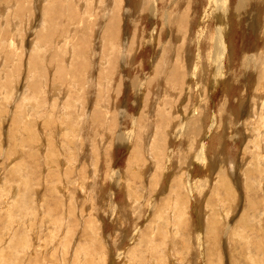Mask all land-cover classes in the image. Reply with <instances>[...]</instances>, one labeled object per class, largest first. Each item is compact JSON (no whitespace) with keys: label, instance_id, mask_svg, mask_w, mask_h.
I'll list each match as a JSON object with an SVG mask.
<instances>
[{"label":"rangeland","instance_id":"obj_1","mask_svg":"<svg viewBox=\"0 0 264 264\" xmlns=\"http://www.w3.org/2000/svg\"><path fill=\"white\" fill-rule=\"evenodd\" d=\"M77 1L80 2L81 0ZM136 1L138 4L136 3ZM142 1L143 0L123 1V7L121 10L122 12L124 10L125 13H121V15L123 19H125H122L123 29L120 34V37H122L121 39L123 40L117 38L116 44L118 46L120 45L121 49L124 50V55L121 54L119 64L117 65V70L119 72H114L115 75L109 81L108 84V87L110 88L106 89V91H104L105 89L102 90V86L99 87L97 82L93 83L94 87H92V91L90 92L88 91V85L86 88L87 92H84V90H82L80 87H74L73 84L64 82L63 80H61V78L58 77H53L55 78L53 82L51 79L52 72L48 70V76L45 73L47 79L49 81L51 80L54 84L59 83L63 85V87H66V92L62 91L59 95H55L57 96L56 98L58 99V101L61 102H58L54 108L49 107V103L54 99V97L51 95V93H46L45 96H43L44 100L42 98L44 102L42 100L41 102L38 101L40 110L36 111V114L32 112H27L24 109L22 113L25 114L26 112V114L25 116L23 115V117H25L27 120L29 119L31 121H29L31 124L33 122L31 128L30 126L29 128H25V126L27 125L24 126L23 124L24 121L26 122V124L28 123L26 119L22 117L23 123L19 125L15 122L14 118V114L17 113V111L18 113H20L21 109H23L22 105L24 100L19 95H17V93H15L17 90H12V88L10 89L14 93H12L11 96L5 97V94L2 95V83L4 81H0V108H3V110H1L4 112L3 113L2 111H0V118L3 119H0V217L2 219L0 221L2 223L5 220L2 223H5L4 227L0 223V225H2V228H0V240L5 238V242L3 241L0 243V246L2 245L0 248V255L4 252V250H6L5 253H3L4 259L0 262V264H20V262H22L21 264H211V262L212 264H264V225L261 221L262 217H264V171L256 172V174L251 173L252 170H256L258 168V161L253 160L251 154L244 156L243 142H240V139L236 138L240 130L238 128L243 127L245 116L249 115V118H251V107L254 101L252 100L254 96V91H257L259 87V83H257L259 80H256L258 79V77L256 78V75L253 74V71L249 69V63L248 65L246 63H243L244 60L242 59L245 54L253 55L256 52L264 49V34L262 33V30H264V1L253 0L252 2V0H249V5L247 4L245 6V15H241L239 17L233 10L235 8L237 0H231L232 4L234 3V1L235 3L232 7H230V9L232 8L231 11L233 12L231 13L230 24L228 25V28L230 26L231 33L229 36V43L230 47H232L233 49L231 51L232 57H229L230 61L227 64V70L225 69L226 75L224 74L225 76H227L226 80L232 79L231 84L228 85L231 87V90H229L228 86L221 85L216 90H213V93L212 95H210V97L208 96L210 94L209 90L207 95L205 93L202 95L197 91L196 94L193 92L194 95L191 96V99H187V97L190 95L187 92L180 95V89L171 88L174 83L169 81L168 76L164 77L166 79H164L162 85H157V81L159 79L157 78V80L155 77V68L158 64L157 62L161 59L159 57V54L162 57L165 52L166 57L168 56V58H172L171 60H168V62L170 63L171 61H173V59H177L178 48L180 49L182 46V52H185L186 50L185 56H189V59L185 60V62L187 64H196L198 62L196 57L197 53L199 52V42L197 38L198 31L200 28L199 23L201 21L203 12L207 7L206 4L208 2L207 0H179L178 5H176V0H165L164 2H160L161 5L159 6V8L162 9L167 6L164 8V10L166 11L169 9L171 12H173L174 17L178 14H182L184 11L185 14L188 13L191 16H189L190 21L187 26H183L182 30L177 29L172 34L168 33L170 32L168 30L169 25L163 24L162 19L158 20L157 23H154V20H149L150 17L142 15L140 16V18L138 16V10ZM175 5L178 7L175 8L177 9V13L174 10ZM250 5L252 6L250 7ZM133 8H135V10ZM5 13L6 12H3V15ZM133 13L135 14V16ZM37 15L38 13L32 16L33 21L29 26L31 30L28 26L25 25L20 26V30L19 27H16V29L18 30L15 31L16 34L12 33L15 29L13 28L11 31L12 34L9 33L8 36H5L3 39L0 40V42H2L0 43V53L5 51L6 54L10 53V56L11 53L19 54L17 51L19 50V47H22L20 45L21 43H19L20 37L25 35L23 46H27L31 38H34V41L35 38L38 37L36 35V31L38 30H35V28L39 29L40 27H37ZM247 15H249L250 18H247ZM16 18L22 20L23 17L21 18L16 15ZM216 21V18L211 15L206 24L208 26L205 31L206 39L202 47L203 54H205V57L203 58L204 63L208 61V55H210L213 51L212 46L211 48H209V45H212V41L210 42L209 38L214 35L213 32H216ZM239 21L241 22V24L239 23ZM250 23H252V26H250ZM155 24L158 30L157 35L155 37L156 43H153L149 41V38L153 31L152 28H154L153 26H155ZM136 25H139V32H137L136 30ZM24 27L27 28L25 29ZM141 27L143 28L141 29ZM63 29L64 28L62 27V30ZM22 31L24 35H22ZM64 31L65 30L61 31V33H63ZM134 31L137 33V35L136 33H133ZM32 33L35 34L33 35ZM61 33H58L60 38L64 37ZM17 34L18 37H16ZM134 34L136 35L135 40H137V44H134L135 50L133 48L132 51H129V49L126 50L124 47H127L129 44L126 39L127 37L128 40L131 39ZM159 36H161V41L157 42V37ZM12 37L15 38V43L18 47V50L12 49V51L14 50V52H9V50H11L9 49V45L11 48H14L10 44ZM174 37H176V40H174L175 42L173 41ZM92 38L93 36L91 37V39ZM93 39H95V36ZM93 39L91 40V42L93 41ZM118 39L121 40V43ZM181 39H185L186 41H180ZM5 40L7 41L5 42ZM162 41L164 44L167 45H164ZM97 43L95 42L94 44L98 46ZM138 44L140 45V47ZM195 44L197 47L195 46ZM30 47H32V43L30 44ZM23 48L25 49V47ZM98 50H101V48H97V53L95 54L96 56H90L92 58L94 57L93 60L95 62H92L93 65H95L96 67L92 72L93 80H95L97 76H99L98 73L100 71L98 70V68H103V66L99 67V65H101L103 62V59L101 58L103 56V53L101 54L102 50ZM129 53L130 58H128ZM126 54L127 56H125ZM157 56L158 58H156ZM11 57H13V55ZM125 57L127 60L125 59ZM211 60L212 58L209 61ZM17 62L18 61L14 60L12 63H9V66L6 65L4 68L0 67V70H2L1 72H3V69H5V71L8 73V77L11 79V84H14L15 87L22 90V84L23 82H25L24 80L26 79L27 75L23 74L22 71L24 70V68L23 70H21L20 67L17 66ZM124 62L126 63V66L124 65ZM212 63L211 65H209V71L214 72L212 70L215 69V66L214 64L212 65ZM2 65H4V60L0 61V66ZM13 65H15L16 67L13 68ZM128 65L130 66V68H128ZM242 65H247V67H242ZM123 66L127 68L124 69L125 67ZM6 68L8 71L6 70ZM17 68L20 70V73L18 72ZM154 78L157 81L154 80ZM208 81L211 80L208 79L207 84ZM110 82H112V85L110 84ZM194 83L192 85H194ZM199 83H201V81L195 83L196 87L195 85L193 86L194 91L197 90V86H199ZM210 83L208 84V86L210 85ZM255 83H257V86ZM69 85H71L72 89H70ZM160 86H162L163 88ZM245 86H248V88ZM96 88H101L100 90L103 91L101 93L102 95H105L106 98L105 96H103L104 99L101 97L100 99L98 97L99 92L98 90H96ZM167 89H169V91H167ZM243 89L245 91L247 90L249 94L243 95ZM118 90L120 91L117 92ZM176 91H178V93H176ZM81 92H84V95H82ZM107 93L109 95V98ZM147 93L149 94L147 95ZM78 95H80V97ZM146 96L147 98H145ZM176 97H178V100L180 99V103L176 99ZM66 99L69 100L71 106V108H66L67 110L63 106V103H65ZM78 99L81 101H79ZM167 99L172 100V105L167 104L168 102L170 103V101ZM14 100L16 103L18 102V106H16ZM46 100L48 101V103ZM166 100L168 102H166ZM96 101L99 103H96ZM107 101L110 106L109 108H106V106H104ZM9 102L11 103L8 104ZM203 102L205 104L206 102H208V107H206L208 108L207 116H209V119L211 121L208 119L207 123L210 124V122H212L213 116L218 117V119L221 120L218 121L222 123L218 128V131L221 133L222 137L221 141H215V146L219 145V149L217 146V148H214V146L211 147L210 145V148L206 152L207 154H205L208 160V166L204 168L203 163L197 160L199 158V148L197 147H199L200 145L197 146V142L191 140L192 137L189 135L190 133H193V131H191L190 128H187L186 134H181L183 132H181L180 129L184 126L181 128L179 127L181 121H186L188 123V121L192 118V115H194V109L200 108L199 105H201V103ZM4 104H6L7 107ZM2 105L4 106L2 107ZM76 105H78L80 108H76ZM9 106H11V109ZM15 106L17 107V110ZM161 106H164L165 108ZM171 106L173 110L171 109ZM86 108L88 110H86ZM93 109H97L98 111ZM159 110L163 111L165 115L169 116V121H171V123L168 120H166L165 123L161 122V116H158L160 115ZM5 111L7 112L5 113ZM91 112L93 113V115ZM40 113H42V116L37 118V116H40ZM99 113H101L100 116ZM67 116H70L71 118H68ZM73 116L77 117L78 119L74 118ZM89 116L90 118L92 117V119H90ZM168 116L166 117L168 118ZM177 116L182 119L179 120V117ZM45 117H47V119ZM49 119H52L51 123L48 122ZM88 119L91 121H89ZM68 120L69 122H71L72 125L67 123ZM71 120H74L75 123ZM42 121L43 123L45 121V123L43 124ZM160 123L162 124L160 125ZM199 123L200 122H196V125ZM67 124L69 125V128L67 127ZM223 126L225 127L221 128ZM11 127L13 128L10 130ZM202 128L203 127H201V129ZM24 129L27 130L24 131ZM33 129H35V131ZM58 130L60 133H58ZM163 130L164 132H161ZM30 131L31 134L28 133ZM176 132H179L181 135H179V133L177 134ZM200 133L202 134L199 135V138L201 139L203 133ZM37 135L38 137H36ZM54 135L58 138H54ZM222 135L225 136L223 137ZM227 135L229 137H227ZM10 137L12 138L10 139ZM38 140L40 142H38ZM152 140L154 143L156 141L157 144L160 143V146H162V150L165 151L161 154L162 157L158 153L161 149L156 150L155 146L157 144L155 143L154 145ZM218 140L220 139L218 138ZM42 141H44L45 143H42ZM47 142H49V144ZM50 142H53L54 144H50ZM207 142L210 143L209 138L207 139ZM259 142H261V144H264V141L259 140ZM19 143L20 145H18ZM47 146H50L52 148H48ZM39 147H42L41 150L44 148V150L41 151L40 149H38ZM36 152H38V154ZM48 152L49 157H47L48 155H46L45 157L44 155ZM51 152H53L54 154ZM151 152L153 153V155ZM167 153V156L163 155ZM136 154L138 155V157H136ZM225 158H228V160ZM234 158L238 163L235 162V172L233 175L230 174L231 172H228V169H230V161H233ZM162 160H164V162ZM251 160L255 162H252ZM61 163L65 164L62 165ZM150 163H154L153 165L156 166L154 167L152 166V164L150 165ZM235 167H237V169ZM65 169H67V173ZM17 171L21 173H18ZM63 171L65 174L63 173ZM237 172L240 176L237 174ZM247 174H249V176ZM10 177L11 179H9ZM188 177H192V183L194 184V186H192L194 187L193 190H190L189 186L187 187V184L189 182L187 181L189 179ZM17 178L19 180H16ZM2 181L5 182V186L3 185ZM10 183L12 184V186ZM12 187L13 191L15 192V195L11 189ZM247 187L248 191H246ZM170 189L171 192L169 191ZM17 190L18 193L20 192L19 195L17 193ZM26 194L29 195L27 196ZM9 196L13 198H10ZM22 196L29 199L27 200L25 198L23 201ZM245 198L247 200H245ZM51 200L53 202L48 205ZM58 200L61 203L58 202ZM173 200H175L174 203ZM13 201L14 203H17L14 204ZM20 201L21 204L19 203ZM29 201L33 203V207H31ZM27 202H29V206ZM41 204H43V206ZM180 204H183V206H180ZM36 206L38 209L36 208ZM35 209L40 210V212ZM52 209L55 213H52ZM4 210L8 213L6 214ZM49 210L51 211V213ZM56 211H58V214H56ZM47 212L49 213V215ZM45 214L46 216H44ZM23 217H26L25 222L23 220ZM15 218L16 220H14ZM34 220L35 224H33ZM43 222L45 226L44 224H42ZM157 223L160 225L161 228H159V225ZM207 223L210 225L208 226ZM5 225L7 227H5ZM26 225L27 227H25ZM19 226H24L26 230L24 229L25 231L22 232L24 227L20 228ZM144 228L146 230H144ZM209 229L213 232L212 236H208L207 230ZM7 230H9L8 233ZM137 230H139L140 232ZM156 231H159V234ZM199 232L202 233L203 237H198ZM27 233L30 234V236H27ZM47 234L49 235L47 236ZM167 234L169 235V237H167ZM156 235H159L160 237ZM20 239H22L23 242L16 241ZM44 239H46L47 241ZM138 240L139 244L137 243ZM14 241L16 243L18 242L19 244L21 243V245L16 246L19 244H16ZM153 243H156V245H154ZM31 245L34 247L32 248ZM150 245H154L157 248H155L154 246H152L151 248ZM9 249L10 251L8 252ZM11 249H14V251H11ZM61 253L62 255H60ZM51 256H53L54 258ZM156 258L160 259L157 260ZM17 259L19 260V262ZM138 259H140V261ZM155 259L156 261H154Z\"/></svg>","mask_w":264,"mask_h":264},{"label":"bare ground","instance_id":"obj_2","mask_svg":"<svg viewBox=\"0 0 264 264\" xmlns=\"http://www.w3.org/2000/svg\"><path fill=\"white\" fill-rule=\"evenodd\" d=\"M82 1V2H81ZM80 2L79 1H75V0H0V40L1 39H3L5 36H8L9 35V33L10 34H16V27H19V30H20V26H30V24L32 23V21H33V15H35V14H37L38 13V15H37V18H36V23H37V27L38 26H40L39 27V29H36L35 28V30H38V31H36V35L38 36V37H36L35 38V40L33 41V39L34 38H31V40H30V42H28V45L27 46H23V43H24V40H25V38H24V33H23V31H22V35H24V36H22V37H20L19 38V43H21L20 45L22 46L21 48L19 47V50L17 49L18 47L16 46V43H15V38L14 37H12V39H11V45L14 47V48H11L10 47V45H9V49H11V50H9V52L11 51V52H14V50H18L17 52L19 53V54H15V53H11V56L13 55V57H11L9 54L10 53H8V54H6V52L4 51V52H1L0 53V57H1V59H0V61L1 60H4V65H2V66H0V67H2V68H4L6 65H8L9 66V63L11 62H13L14 60H16V61H18L17 62V66H19L20 67V69L21 70H23V68H24V70L22 71L23 72V74L25 75H27V77H26V79L24 80L25 82H23V84H22V86H23V88H22V90H20V89H18L17 87H15V85L14 84H11V79L8 77V73L5 71V69H3L4 71L3 72H1L2 70H0V81L1 80H3L4 82L2 83V87H3V89H2V95H4L5 97H9V96H11V94L12 93H14L12 90H14V89H16L17 91L15 92V93H17V95H19L23 100H24V102H23V105L22 104H20V105H22V107H23V109H21V111H20V113H18V111H17V113H15L14 114V118H15V122L17 123V124H22L23 122V120H22V117H23V115L25 116V114H26V112H25V114H23L22 112L24 111V109L27 111V112H32V113H35L36 111H39L40 110V107H39V103H38V101L39 102H41V100H42V98H43V96H45V94L46 93H51V95L54 97V99L49 103V107H52V108H54L56 105H57V103L59 102L58 101V99L56 98L57 96H55V95H59L62 91H65V88L66 87H63V85H61V84H59V83H57V84H54V83H52V81L54 82V79L55 78H53V77H58V78H61V80H63L64 82H68L69 84H73V86L74 87H80L82 90H84V92H87V90H86V88H87V85L89 86L88 87V91L90 92V91H92V87H94L93 86V83H98V85H99V87L100 86H102L101 88H103L102 90H104V91H106V89H109L110 87H108V84H109V81L114 77V75H115V73L114 72H119L118 70H117V65L119 64V59H120V56H121V54H123L124 55V50L123 49H121V47H120V45L118 46L116 43H117V38H122V37H120V34H121V31H122V27H123V25H122V19H123V17H122V15H121V13H125L124 12V10H123V12H122V7H123V1L124 0H81ZM165 0H143L142 1V3H141V5H140V8H139V10H138V16L140 17V16H142V15H144V16H147V17H150V19L149 20H154V23H157V21L158 20H160V19H162V21H163V24H166V25H169L168 26V30L170 31V32H168V33H172L173 34V32H175L177 29L178 30H182V28H183V26L185 27V26H187L188 25V23H189V21H190V15L187 13V14H185V11L182 13V14H178L177 16H173V12H171L169 9L168 10H164V8L165 7H167V6H165L164 8H159V6L161 5L160 4V2H164ZM178 1L179 0H176V5H178ZM191 1V0H190ZM248 1L249 0H237V2H236V5H235V8L233 9L235 12H236V14H237V16H241V15H245V13H246V11H245V6L248 4ZM254 1H256V0H254ZM264 1V0H263ZM201 2V1H200ZM207 7H206V9H205V11L203 12V16H202V18H201V21H200V28H199V31H198V45H199V52L197 53V63L196 64H192V63H189V64H187L186 62H185V60H188L189 59V56H185V52H186V50H185V52H182V48H183V46L179 49L178 48V53H177V59L176 60H174L173 59V61H171L170 63L168 62V60L170 59H172V58H168V56L166 57V54H165V52H164V54L162 55V57L160 56V54H159V57L161 58L160 59V61H158L157 63V65H156V68H155V71H156V75H155V77H156V79L158 80H156L155 78H154V80H156L157 82H158V84L157 85H162L163 84V82H164V79H166V78H164L165 76H168V79H169V81L170 82H172V83H174L173 84V86L171 87V88H175V89H180L179 91H180V95L181 94H183V93H185V92H187L188 94H190L188 97H187V99H191V96H193L194 95V93L196 94L197 93V91H198V93H200V94H206L207 95V93H208V90H209V97H210V95H212V93H213V90H216L218 87H220L221 85H226V86H228V85H230L231 84V80L229 79V80H226V77L227 76H225L226 74H225V69L227 70V64H228V62L230 61V59H229V57H232V53H231V51H232V47H230V43H229V36H230V26H229V28H228V25L230 24V17H231V13L233 12V11H231L232 10V8L230 9V7H232L233 5H234V3H235V1H234V3L232 4V2H231V0H207ZM229 2H230V5H229ZM252 2H253V0H252ZM262 2V1H261ZM260 2V3H261ZM80 3V4H79ZM127 3H128V1H127ZM136 3H137V1H136ZM255 3V2H254ZM259 3V4H260ZM138 4V3H137ZM166 4V3H165ZM250 4H251V1H250ZM162 5H163V3H162ZM168 5V4H167ZM171 5V4H170ZM174 6V10H175V12H176V10L177 9H175V8H178L177 6ZM249 5V4H248ZM256 5V4H255ZM252 5H250V7H251ZM253 6H254V4H253ZM137 7V6H136ZM138 7H139V5H138ZM171 7V6H170ZM194 7V6H193ZM249 7V8H250ZM184 8V7H183ZM262 8V7H261ZM134 10H135V8H133ZM132 9V10H133ZM138 9V8H137ZM180 9V8H179ZM178 9V10H179ZM248 9V8H247ZM264 9V8H263ZM127 10V9H126ZM162 10V11H161ZM161 11V12H160ZM188 11H190V10H188ZM247 11H249V10H247ZM261 11V10H260ZM3 12H6L4 15H3ZM8 12V13H7ZM37 12V13H36ZM128 12V11H127ZM126 12V13H127ZM136 12V11H135ZM187 12V11H186ZM256 12V11H255ZM258 12V11H257ZM262 12V11H261ZM177 13V12H176ZM191 13V12H190ZM251 13V12H250ZM249 13V14H250ZM131 14V13H130ZM134 14V13H133ZM192 14V13H191ZM16 15H18V17H23L22 18V20L21 19H17L16 18ZM128 15V14H127ZM211 15H213V17H215L216 18V22H217V27H216V32L214 33L213 32V36H211L210 38H209V40H210V42L212 41V45H209V48H211V46L213 47V51L211 52V54L210 55H208V61L212 58V60L211 61H209V64H208V61L206 62V63H204L203 62V58L205 57V54H203V50H202V47H203V44H204V41H205V39H206V35H205V31H206V28L208 27L206 24H207V22H208V19L211 17ZM124 16V15H123ZM126 16V15H125ZM132 16V15H131ZM134 16H135V14H134ZM190 16V17H189ZM236 16V17H237ZM235 17V18H236ZM243 17V16H242ZM249 17V15H247V18ZM16 18V19H15ZM141 18V17H140ZM250 18V17H249ZM125 19V18H124ZM123 19V20H124ZM146 20V19H145ZM212 20H214V19H212ZM233 20H235V19H233ZM35 21V20H34ZM240 21H241V19H240ZM239 21V23L241 24V22ZM243 22V21H242ZM211 23V22H210ZM231 23H232V21H231ZM246 23V22H245ZM253 23V22H252ZM252 23H250L251 25L250 26H252ZM124 24V23H123ZM139 24V23H138ZM15 25V26H14ZM140 25V24H139ZM138 25V26H139ZM190 25V24H189ZM232 25V24H231ZM248 25H249V23H248ZM137 26V25H136ZM138 26H137V32H139L138 31ZM242 26V25H241ZM62 27L64 28L63 30H65L63 33H61V31H63L62 30ZM126 27V26H125ZM146 27V26H145ZM154 28H152V33H151V35H150V38H149V41H151V42H153V43H156V41H155V37H156V35H157V26H156V24H155V26H153ZM159 27V26H158ZM167 27V26H166ZM13 28H15L14 29V32H12L11 33V31H12V29ZM25 29L27 28V27H24ZM30 28V27H29ZM143 27H141V29H142ZM191 28V27H190ZM257 28V27H256ZM67 29V30H66ZM252 29V28H251ZM255 29V28H254ZM253 29V30H254ZM260 29V28H259ZM28 30V29H27ZM30 30H31V28H30ZM125 30V29H124ZM135 30V31H136ZM18 31V30H17ZM25 31V30H24ZM133 32V33H136V32ZM26 32V31H25ZM151 32V31H150ZM165 32H166V29H165ZM186 32V31H185ZM21 33V32H20ZM19 33V34H20ZM28 33H30V32H28ZM27 33V34H28ZM58 33H61L64 37H59V35H58ZM122 33H124V32H122ZM132 33V34H133ZM178 33V32H177ZM262 33L264 34V30H262ZM26 34V35H27ZM33 34V33H32ZM35 34V33H34ZM33 34V35H34ZM162 34V33H161ZM172 34H170V35H172ZM126 35V34H125ZM136 35H137V33H136ZM136 35L134 34V36L131 38V39H129L128 40V37H127V39H126V41H128V46L127 47H124L126 50H128L129 49V51L131 50L132 51V48L134 49V44L137 42V40H135L136 39ZM165 35V34H164ZM175 35V34H174ZM14 36V35H13ZM93 36V38H94V36H95V39H93V41L91 42V37ZM142 36H144V35H142ZM176 36V35H175ZM185 36V35H184ZM16 37H18V34H17V36ZM125 37V36H124ZM177 37V36H176ZM176 37H174V39H173V41L174 40H176ZM30 38V37H29ZM126 38V37H125ZM143 39V38H142ZM148 39V38H147ZM165 39V38H164ZM7 40H8V38H7ZM7 40H5V42L7 41ZM119 40V39H118ZM121 40H123V39H121ZM121 40H119L120 41V43H121ZM139 40V39H138ZM177 40H178V38H177ZM197 40V39H196ZM97 41H98V43H97ZM144 41V40H143ZM161 41V36H159V37H157V42H160ZM165 41V40H164ZM169 41H170V39H169ZM180 41H186L185 39L183 40V39H181ZM179 41V42H180ZM9 42V41H8ZM97 43L98 44V46L96 45V44H94V43ZM123 42V41H122ZM175 42V41H174ZM173 42V43H174ZM177 42V41H176ZM0 43H2V42H0ZM32 43V47H30V44ZM101 43H102V46H101ZM162 43H163V41H162ZM197 43V42H196ZM4 44V43H3ZM126 44V43H125ZM137 44V43H136ZM149 44V43H148ZM164 44V43H163ZM186 44V43H185ZM6 45V44H5ZM8 45V44H7ZM19 45V46H20ZM139 45V44H138ZM144 45V44H143ZM142 45V46H143ZM164 45H167V44H164ZM3 46V45H2ZM16 46V47H15ZM161 46V45H160ZM159 46V47H160ZM195 46H196V44H195ZM5 47V46H4ZM23 47H25V49L23 48ZM135 47H136V45H135ZM139 47H140V45H139ZM197 47V46H196ZM8 48V47H7ZM97 48H101V50H102V52H101V54L103 53V56L101 57L102 59H103V62H102V64L101 65H99V67L100 66H103V68L101 67L100 69L98 68V70L100 71L99 73H98V75L99 76H97V78L95 79V80H93L92 79V75H93V70L96 68L95 67V65H93V62L92 61H94L93 60V58L92 57H90V56H94L97 52H96V50H97ZM138 48V47H137ZM4 49V48H3ZM12 49H14L13 51H12ZM168 49V48H167ZM7 50V49H6ZM101 50H98V51H101ZM135 50V49H134ZM165 50V49H164ZM138 51V50H137ZM211 51V50H210ZM235 52V51H234ZM99 53V52H98ZM6 54V55H5ZM133 54V53H132ZM253 54V53H252ZM99 55V54H98ZM96 56V55H95ZM101 56V55H100ZM125 56H127V54L125 55ZM128 58H130V53L128 54ZM176 56V55H175ZM137 57V56H136ZM207 57V56H206ZM156 58H158V56L156 57ZM125 59H126V57H125ZM101 60V59H100ZM100 60H98V61H100ZM127 60V59H126ZM242 60H244V62L243 63H246L247 65H248V63H249V69L250 70H252L253 71V74L254 75H256V78L258 77V79H256V80H259L257 83H259V87H258V89H257V91H254V96H253V99L252 100H254L253 101V105H252V107H251V111H252V113H251V118H249V115H246L245 116V120H244V124H243V127H239L238 129H240L239 130V132H238V134H237V136H236V138L237 139H240V142H243V154H244V156L245 155H248V154H251L252 155V158H253V160H257L258 161V164H257V166H258V168L255 170H252V174H256V172H263L264 171V144H261V142H259V140L260 141H264V49H262L261 51H258V52H256L255 54H253V55H249V54H245V56L243 57V59ZM124 61V60H123ZM155 61V60H154ZM95 62V61H94ZM128 62H129V60H128ZM212 62H214V63H212ZM101 63V62H100ZM131 63V62H130ZM155 63V62H154ZM200 63V64H199ZM211 63H212V65L214 64V66H215V69H213V67H212V71H214V72H211V71H209L210 69H209V65H211ZM242 63V64H243ZM96 64V63H95ZM105 64H107V65H105ZM121 64V63H120ZM126 63L124 62V65H125ZM129 64V63H128ZM185 64H186V67H185ZM247 65L246 66H243L242 65V67H247ZM121 66V65H120ZM119 66V67H120ZM126 66V65H125ZM125 66H123V67H125ZM129 66V65H128ZM14 67H16L15 65H13V68ZM228 67H230V66H228ZM9 68H11V67H9ZM127 67H125L124 69H126ZM128 68H130V66L128 67ZM188 68V69H187ZM28 70V73H27V70ZM6 70H7V68H6ZM16 70V69H15ZM14 70V71H15ZM17 70H18V72L20 71L18 68H17ZM48 70H50L51 72H52V77H51V79H52V81L50 80H48L47 79V76H48V74H47V72H48ZM120 70V69H119ZM122 70V69H121ZM8 71V70H7ZM123 71V70H122ZM231 71V70H230ZM16 72V71H15ZM248 72V71H247ZM10 73V72H9ZM20 73V72H19ZM47 74V76H46V74ZM125 73V72H124ZM121 74V73H120ZM225 74V75H224ZM21 75H22V73H21ZM49 76H50V73H49ZM119 76H121V75H119ZM229 76V75H228ZM242 76V75H241ZM117 77H118V74H117ZM20 78V77H19ZM18 78V79H19ZM25 78V77H24ZM222 78V79H221ZM230 78V77H229ZM238 78V77H237ZM160 79H161V81H160ZM211 80V81H208V84L210 83V85L209 86H211V87H209L208 86V84H207V80ZM123 80V79H122ZM224 80V81H223ZM237 80V79H236ZM239 80V79H238ZM16 81V80H15ZM14 81V82H15ZM63 81H61V82H63ZM159 81H160V84H159ZM199 81H201V83H199V86H197V90H195L194 91V89H193V86L195 85V83L197 82H199ZM247 81V80H246ZM113 82V81H112ZM112 82H110V84L112 83ZM167 82V81H166ZM195 82V83H194ZM245 82V81H244ZM20 83V82H19ZM56 83V82H55ZM150 83V82H149ZM169 83V82H168ZM194 83V85H192ZM247 83V82H246ZM257 83H255L256 84V86H257ZM11 84V85H10ZM16 84V83H15ZM121 84V83H120ZM120 84H119V86H120ZM142 84V83H141ZM144 84V83H143ZM146 84V83H145ZM200 84H202V85H200ZM254 84V83H253ZM14 85V86H13ZM112 85V84H111ZM110 85V86H111ZM114 85V84H113ZM122 85V84H121ZM65 86V85H64ZM67 86V85H66ZM70 86V89H72L71 88V85H69ZM68 86V87H69ZM118 86V87H119ZM137 86V85H136ZM150 86V85H149ZM153 86V85H152ZM155 86H156V84H155ZM206 86H207V88H206ZM116 87H117V85H116ZM143 87V86H142ZM160 87H162V86H160ZM195 87H196V85H195ZM224 87V86H223ZM244 87V86H243ZM245 87H247L248 88V86H245ZM251 87V86H250ZM250 87H249V89H250ZM10 88H12V90L10 89ZM101 88H99V89H97L96 88V90H98V97L100 98H103L104 99V97L103 96H105V95H102V93L101 92H103L102 90H100ZM120 88V87H119ZM153 88V87H152ZM163 88V87H162ZM226 88V87H225ZM228 88H229V90H231V87L230 86H228ZM255 88V87H254ZM67 89V88H66ZM121 89V88H120ZM155 89V88H154ZM158 89V88H157ZM159 89H161V88H159ZM196 89V88H195ZM162 90H164V89H162ZM174 90V89H173ZM207 90V91H206ZM225 90V89H224ZM68 91V90H67ZM108 91V90H107ZM120 90H118L117 92H119ZM154 91H157V90H154ZM161 91V90H160ZM167 91H169V89H167ZM175 91V90H174ZM243 91V95L244 94H249L248 93V91L246 90H242ZM66 92V91H65ZM72 92H74V91H72ZM84 92L82 93L81 92V94L82 95H84ZM109 92V91H108ZM152 92V91H151ZM150 92V93H151ZM166 92V91H165ZM194 92V93H193ZM229 92V91H228ZM78 93H79V91H78ZM92 93V92H91ZM96 93V92H95ZM154 93V92H153ZM158 93H159V91H158ZM163 93V92H162ZM176 93H178V91H176ZM63 94H64V92H63ZM62 94V95H63ZM149 93H147V95H148ZM161 94V93H160ZM187 94V95H188ZM37 95H38V98H37ZM86 95V94H85ZM107 95H108V93H107ZM138 95V94H137ZM205 95V96H206ZM16 96V95H15ZM49 96V95H48ZM79 97H80V95H78ZM87 96V95H86ZM161 96V95H160ZM159 96V97H160ZM174 96V95H173ZM247 96H250V95H247ZM14 97V96H13ZM18 97V96H17ZM19 97V98H20ZM60 97V96H59ZM78 97V98H79ZM82 97H85V96H82ZM171 97V96H170ZM170 97H168V98H170ZM180 97V96H179ZM252 97V96H251ZM16 98V97H15ZM62 98V97H61ZM60 98V99H61ZM100 98V99H101ZM105 98H106V96H105ZM108 98H109V95H108ZM145 98H147V96L145 97ZM172 98V97H171ZM175 98V97H174ZM178 97H176V99H177ZM17 99V98H16ZM34 99V100H33ZM211 99V98H210ZM246 99V98H245ZM32 100H33V102H32ZM43 100H44V98H43ZM42 100V101H43ZM79 100V99H78ZM107 100V99H106ZM105 100V101H106ZM109 100V99H108ZM167 100H169L170 101V103L167 101ZM166 100V102H168L167 104H171L172 103V100L171 99H167ZM178 100V99H177ZM180 100V99H179ZM178 100V101H179ZM195 100H196V98H195ZM203 100H204V98H203ZM47 101V100H46ZM74 101V100H73ZM79 101H81V100H79ZM84 101V100H83ZM82 101V102H83ZM97 101H98V99H97ZM96 101V103H99V102H97ZM112 101V100H111ZM154 101V100H153ZM178 101H176V102H178ZM207 101V100H206ZM1 102H2V100H1ZM14 102H15V100H14ZM44 102V101H43ZM61 102V101H60ZM59 102V103H60ZM103 102V101H102ZM101 102V103H102ZM199 102V101H198ZM213 102V101H212ZM226 102V101H225ZM4 103V102H3ZM11 102H9L8 104H10ZM18 103V102H17ZM17 103L15 102V104H16V106H18L17 105ZM22 103V102H21ZM47 103H48V101H47ZM153 103V102H152ZM157 103V102H156ZM175 103V102H174ZM179 103H180V101H179ZM189 103V102H188ZM1 104V103H0ZM41 104V103H40ZM71 104H73V103H71ZM76 104H77V102H76ZM82 104V103H81ZM114 104H115V102H114ZM113 104V105H114ZM147 104H148V102H147ZM5 106H6V104H4ZM4 105H2V107L4 106ZM60 105V104H59ZM79 105V104H78ZM78 105H76V108H78L79 106ZM85 105V104H84ZM87 105V104H86ZM157 105V104H156ZM172 105V104H171ZM178 105V104H177ZM196 105H198V104H196ZM1 106V105H0ZM15 106V107H16ZM41 106V105H40ZM63 106H64V108L66 109V108H71V106H70V102H69V100H67L66 99V101H65V103H63ZM97 106V105H96ZM100 106V105H99ZM104 106H106V108H109L110 106H109V103H108V101L104 104ZM104 106H103V108H104ZM117 106H118V104H117ZM170 106V105H169ZM200 106V108H195L194 109V115H192V118L188 121V123L186 122V121H181V126H180V124H179V127L181 128V127H183V128H179L180 129V131L181 132H183V133H181V134H186V129L187 128H190V130L191 131H193V133H190L189 135L192 137V139L191 140H193V141H195V142H197V146L198 145H200L199 147H197V148H199V150H198V161L199 162H201V163H203V168L204 167H207L208 166V160H207V158H206V155L205 154H207L206 152H207V150L210 148V145H211V147H213L214 146V148L217 146H215V141L217 142V141H221V133L218 131V128H219V126H220V124H222V123H220L219 121H221V120H219L218 119V117H214L213 116V119H212V122H210L211 120L209 119V116H207V114H208V111H207V109L208 108H206V107H208V102H206V104L203 102V103H201V105H199ZM7 107V106H6ZM10 107V109H11V106H9ZM21 107V106H20ZM58 107V106H57ZM57 107H56V110H57ZM95 107V106H94ZM101 107H102V105H101ZM101 107H99V108H101ZM114 107H116V106H114ZM155 107V106H154ZM159 107V106H158ZM161 107H164V106H161ZM63 108V109H64ZM80 108V107H79ZM99 108H98V110H99ZM156 108V107H155ZM154 108V109H155ZM165 108V107H164ZM178 108V107H177ZM176 108V109H177ZM186 108V107H185ZM194 108V107H193ZM3 110V108H0V111H2ZM6 109V108H5ZM19 109V108H18ZM82 109V108H81ZM160 109V108H159ZM163 109V108H162ZM171 109L173 110V108H172V106H171ZM180 109V108H179ZM199 109V110H198ZM16 110H17V107H16ZM41 110H42V108H41ZM67 110V109H66ZM75 110V109H74ZM84 110H85V108H84ZM86 110H88L87 108H86ZM93 110H97V109H93ZM97 110V111H98ZM115 110V109H114ZM170 110V109H169ZM169 110H168V112H169ZM103 111V110H102ZM101 111V112H102ZM152 111H153V108H152ZM158 111V110H157ZM160 111V115H158V113H157V115L160 117L161 116V122L162 123H165L166 122V120H168L169 121V116L168 115H165V113H163V111H161V110H159ZM171 111V110H170ZM178 111V110H177ZM185 111V110H184ZM3 112V111H2ZM7 111H5V113H6ZM47 112V111H46ZM55 112V111H54ZM53 112V113H54ZM57 112V111H56ZM81 112V111H80ZM107 112V111H106ZM112 112V111H111ZM4 113V112H3ZM9 113H10V111H9ZM43 113V112H42ZM42 113H40L39 115L40 116H37V118L38 117H41L42 115ZM62 113V112H61ZM67 113V112H66ZM70 113V112H69ZM77 113H78V111H77ZM86 113V112H85ZM92 113V112H91ZM114 113V112H113ZM173 113V112H172ZM176 113V112H175ZM191 113V112H190ZM1 114V113H0ZM36 114V113H35ZM34 114V115H35ZM45 114V113H44ZM100 114L101 113H99V116H100ZM153 114H154V111H153ZM185 114V113H184ZM5 115V114H4ZM9 115V114H8ZM28 115V114H27ZM90 115V114H89ZM92 115H93V113H92ZM91 115V116H92ZM170 115V114H169ZM173 115V114H172ZM176 115V114H175ZM3 116V115H2ZM32 116H33V114H32ZM47 116V115H46ZM88 116V115H87ZM105 116V115H104ZM142 116V115H141ZM166 116H168V118L166 117ZM171 116V115H170ZM27 117V116H26ZM31 117V116H30ZM56 117V116H55ZM64 117V116H63ZM65 117H66V115H65ZM68 118L70 117V116H67ZM74 118H77V117H75V116H73ZM102 117H103V115H102ZM145 117V116H144ZM172 117V116H171ZM177 117H179V116H177ZM211 117V116H210ZM13 118V119H14ZM24 119H26L25 117H23ZM46 119H47V117H45ZM44 118V119H45ZM61 118H62V116H61ZM71 118V117H70ZM73 118V119H74ZM89 118H90V116H89ZM95 118V117H94ZM110 118V117H109ZM174 118V117H173ZM172 118V119H173ZM225 118V117H224ZM223 118V119H224ZM1 119V118H0ZM5 119V118H4ZM12 119V120H13ZM35 119V118H34ZM39 119H41V118H39ZM38 119V120H39ZM45 119V120H46ZM78 119V118H77ZM90 119H92V117L90 118ZM104 119V118H103ZM114 119V118H113ZM171 119V118H170ZM175 119V118H174ZM173 119V120H174ZM180 119H182V118H180L179 117V120ZM208 119L210 120L209 122H210V124H208L207 122H208ZM1 120H3V119H1ZM27 120V119H26ZM32 120V119H31ZM89 120V119H88ZM102 120V119H101ZM219 120V121H218ZM28 121V123L26 124V122L24 121V126L25 125H27V126H25V128H29V126H30V128L32 127L31 125H33V122H32V124L30 123L31 121L28 119L27 120ZM30 121V122H29ZM63 121H64V119H63ZM72 122H74L75 123V121L74 120H71ZM79 121V120H78ZM77 121V122H78ZM89 121H91V120H89ZM94 121V120H93ZM3 122V121H2ZM8 122V121H7ZM10 122V121H9ZM15 122H13V123H15ZM38 122V121H37ZM36 122V123H37ZM48 122L49 123H51L52 122V119H49L48 120ZM98 122V121H97ZM99 122H101V121H99ZM170 123H171V121H169ZM175 122H177V121H175ZM196 122H200L199 124H197L196 125ZM11 123V122H10ZM42 123H43V121H42ZM44 123H45V121H44ZM43 123V124H44ZM48 123V124H49ZM68 124H71V122H69V120H68V122H67ZM85 123V122H84ZM103 123V122H102ZM158 123V122H157ZM156 123V124H157ZM162 123H160V125L162 124ZM185 123H186V127H185ZM207 123V124H206ZM1 124V123H0ZM42 124V125H43ZM67 124V127L69 128V125ZM78 124V123H77ZM86 124V123H85ZM95 124V123H94ZM176 124V123H175ZM174 124V125H175ZM225 124H226V122H225ZM225 124H223V125H225ZM4 125V124H3ZM13 125V124H12ZM66 125V124H65ZM72 125V124H71ZM99 125V124H98ZM97 125V126H98ZM174 125H173V127H174ZM9 126V125H8ZM23 126V127H24ZM81 126V125H80ZM100 126H102V125H100ZM171 126H172V124H171ZM177 126V125H176ZM34 127V126H33ZM46 127H48V126H46ZM201 127H203L202 129H201ZM225 126H223V127H221V128H224ZM13 127H11L10 128V130L12 129ZM15 128H16V126H15ZM158 128V127H157ZM245 128V129H244ZM58 129V128H57ZM176 129H177V127H176ZM6 130V129H5ZM19 130V129H18ZM27 130V129H26ZM25 129H24V131H26ZM34 131H35V129H33ZM61 130V129H60ZM73 130V129H72ZM149 130V129H148ZM227 130V129H226ZM15 131V130H14ZM43 131V130H42ZM56 131V130H55ZM66 131V130H65ZM106 131V130H105ZM221 131V130H220ZM223 131H225V130H223ZM81 132V131H80ZM132 132V131H131ZM155 132V131H154ZM160 132V131H159ZM161 132H164V130L163 131H161ZM168 132V131H167ZM200 132H202L203 133V136H202V138L200 139L199 138V135L201 134ZM227 132V131H226ZM225 132V133H226ZM15 133V132H14ZM13 133V134H14ZM28 133H30L31 134V131L30 132H28ZM38 133H39V131H38ZM48 133V132H47ZM51 133V132H50ZM58 133H60L59 132V130H58ZM108 133V132H107ZM157 133V132H156ZM177 133V132H176ZM179 133V132H178ZM177 133V134H178ZM7 134V133H6ZM33 134V133H32ZM36 134H37V132H36ZM132 134V133H131ZM180 133H179V135H181ZM224 134V133H223ZM8 135H11V134H8ZM29 135V134H28ZM35 135V134H34ZM38 135H41V134H38ZM38 135L36 136V137H38ZM62 135H63V133H62ZM61 135V136H62ZM121 135V134H120ZM133 135V134H132ZM173 135V134H172ZM202 135V134H201ZM81 136V135H80ZM223 136V135H222ZM225 136V135H224ZM223 136V137H224ZM2 137V136H1ZM54 138L56 137L55 135L53 136ZM130 137V136H129ZM227 137H229L228 135H227ZM12 137H10V139H11ZM35 138V137H34ZM42 138V137H41ZM48 138V137H47ZM56 138H58V137H56ZM154 138V137H153ZM209 138V141H210V143L209 142H207V139ZM218 138L220 139V140H218ZM232 138V137H231ZM25 139V138H24ZM29 139V138H28ZM32 139V138H31ZM36 139V138H35ZM185 139V138H184ZM233 139V138H232ZM45 140V139H44ZM151 140V139H150ZM164 140V139H163ZM236 140V139H235ZM29 141H31V140H29ZM40 141H41V139H40ZM39 140H38V142H40ZM179 141V140H178ZM4 142V141H3ZM44 141H42V143H43ZM152 142H153V140H152ZM158 142H161V141H158ZM218 142V143H219ZM25 143V142H24ZM45 143V142H44ZM48 144H49V142H47ZM53 143V142H52ZM51 142H50V144H52ZM95 143V142H94ZM131 143V142H130ZM154 143V142H153ZM156 144H157V141L155 142ZM155 143H154V145H155ZM217 143V144H218ZM54 144V143H53ZM149 144V143H148ZM147 144V145H148ZM162 144V143H161ZM209 144V145H208ZM221 144V143H220ZM18 145H20V143L18 144ZM44 145V144H43ZM104 145V144H103ZM164 145V144H163ZM262 145V146H261ZM53 146V145H52ZM55 146V145H54ZM219 146V145H218ZM217 146V147H218ZM45 147V146H44ZM48 148L50 147V146H47ZM151 147V146H150ZM156 150L157 149H161L158 153L160 154V156H161V154L163 153V152H165L164 150H162V146H160V143L159 144H157L156 146ZM154 147V148H155ZM161 147V148H160ZM216 147V148H217ZM221 147V146H220ZM224 147H225V145H224ZM41 148L42 147H39L38 149H40L41 150ZM50 148H52V147H50ZM153 148V147H152ZM222 148H223V145H222ZM57 149V148H56ZM165 149V148H164ZM218 149H219V147H218ZM42 150H44V148L42 149ZM41 150V151H42ZM47 150V149H46ZM133 150H135V149H133ZM155 150V151H156ZM169 150H170V148H169ZM168 150V151H169ZM230 150V149H229ZM51 151V150H50ZM56 151V150H55ZM61 151V150H60ZM106 151V150H105ZM167 151V152H168ZM174 151V150H173ZM218 151V150H217ZM40 152V151H39ZM58 152H59V150H58ZM136 152V151H135ZM137 152H139V151H137ZM153 152V151H152ZM151 152V153H152ZM157 152V151H156ZM7 153V152H6ZM37 154H38V152H36ZM51 153H53V152H51ZM175 153V152H174ZM221 153V152H220ZM54 154V153H53ZM53 154H51V155H53ZM173 154V153H172ZM33 155V154H32ZM35 155V154H34ZM46 155H48L47 157H49V152L47 153V154H45L44 156L46 157ZM58 155V154H57ZM140 155V154H139ZM152 155H153V153H152ZM158 155V154H157ZM163 155H168V153L167 154H163ZM160 156H155V157H160ZM54 157V156H53ZM136 157H138V155L136 154ZM162 157V156H161ZM44 158V157H43ZM139 158H140V156H139ZM173 158V157H172ZM247 158V157H246ZM245 158V159H246ZM13 159H14V157H13ZM12 159V160H13ZM61 159V158H60ZM63 159V158H62ZM155 159V158H154ZM162 159V158H161ZM225 159H227L228 160V158H225ZM150 160V159H149ZM159 160V159H158ZM47 161V160H46ZM62 161V160H61ZM61 161H59V162H61ZM132 161V160H131ZM163 162H164V160H162ZM252 161V160H251ZM255 161H252V162H255ZM53 162V161H52ZM134 162V161H133ZM136 162V161H135ZM146 162V161H145ZM151 162H153V161H151ZM231 163L229 164V166H230V169H228L229 171L228 172H231L230 174H233L234 175V172H235V170H234V166H235V164L236 163H238V162H236V160H235V158L233 159V161H230ZM236 162V163H235ZM16 163V162H15ZM74 163V162H73ZM161 163V162H160ZM217 163V162H216ZM18 164V163H17ZM62 164V163H61ZM65 163H63L62 165H64ZM75 164V163H74ZM95 164V163H94ZM152 163H150V165H151ZM154 164V163H153ZM152 164V166H154ZM212 164H213V162H212ZM57 165V164H56ZM149 165V166H150ZM160 165H162V164H160ZM214 165H215V163H214ZM254 165V164H253ZM13 166V165H12ZM72 166H74V165H72ZM156 166V165H155ZM154 166V167H155ZM168 166V165H167ZM159 167V166H158ZM163 167V166H162ZM217 167V166H216ZM241 167H242V164H241ZM139 168V167H138ZM157 168V167H156ZM164 168V167H163ZM198 168V167H197ZM236 169H237V167H235ZM251 168V167H250ZM18 169V168H17ZM63 169H64V167H63ZM212 169V168H211ZM227 169V168H226ZM252 169V168H251ZM21 170V169H20ZM66 170V173H67V169H65ZM82 170V169H81ZM153 170V169H152ZM155 170V169H154ZM209 170V169H208ZM243 170H244V167H243ZM245 170H246V168H245ZM12 171V170H11ZM19 171V170H18ZM17 171V172H18ZM143 171V170H142ZM157 171H158V169H157ZM27 172V171H26ZM59 172V171H58ZM81 172V171H80ZM220 172V171H219ZM240 172V171H239ZM14 173H16V172H14ZM13 173V174H14ZM18 173H21V172H18ZM18 173H16V174H18ZM24 173V172H23ZM63 173H64V171H63ZM72 173V172H71ZM75 173V172H74ZM96 173V172H95ZM12 174V173H11ZM65 174V173H64ZM183 174H184V172H183ZM218 174V173H217ZM237 174H238V172H237ZM21 175V174H20ZM52 175V174H51ZM83 175V174H82ZM211 175V174H210ZM239 175V174H238ZM248 176H249V174H247ZM10 176H12V175H10ZM68 176H69V174H68ZM95 176V175H94ZM240 176V175H239ZM8 177V176H7ZM71 177V176H70ZM235 177V176H234ZM255 177V176H254ZM14 178H15V176H14ZM21 178V177H20ZM97 178V177H96ZM189 178V177H188ZM191 178V179H190ZM187 181H189L188 182V184H187V187L189 186V189L190 190H193V188L194 187H192V186H194V184L192 183V177H190ZM217 178V177H216ZM264 178V177H263ZM9 179H11V177L9 178ZM12 179H13V177H12ZM59 179H61V178H59ZM184 179V178H183ZM225 179V178H224ZM241 179V178H240ZM16 180H19L18 178L16 179ZM156 180V179H155ZM59 181V180H58ZM71 181V180H70ZM80 181V180H79ZM237 181V180H236ZM243 181V180H242ZM263 181V180H262ZM0 182H1V180H0ZM3 182V181H2ZM22 182V181H21ZM63 182V181H62ZM157 182V181H156ZM155 182V183H156ZM186 182V181H185ZM194 182V181H193ZM5 182H3V185L5 186L6 184H4ZM19 183V182H18ZM57 183V182H56ZM187 183V182H186ZM242 183V182H241ZM1 184V183H0ZM11 184V183H10ZM59 184V183H58ZM160 184H161V182H160ZM227 184V183H226ZM238 184V183H237ZM157 185V184H156ZM159 185V184H158ZM164 185V184H163ZM11 186H12V184H11ZM64 186V185H63ZM127 186V185H126ZM249 186V185H248ZM1 187V186H0ZM69 187V186H68ZM124 187V186H123ZM28 188V187H27ZM70 188V187H69ZM68 188V189H69ZM163 188V187H162ZM238 188V187H237ZM261 188H263V187H261ZM5 189V188H4ZM12 189V191H13V187L11 188ZM15 189H16V187H15ZM14 189V190H15ZM19 189V188H18ZM89 189V188H88ZM148 189H150V188H148ZM157 189V188H156ZM159 189V188H158ZM228 189V188H227ZM239 189V188H238ZM264 189V188H263ZM20 190V189H19ZM62 190V189H61ZM64 190V189H63ZM196 190V189H195ZM241 190V189H240ZM239 190V191H240ZM6 191H7V189H6ZM125 191V190H124ZM128 191V190H127ZM150 191V190H149ZM157 191V190H156ZM170 192H171V189L169 190ZM173 191V190H172ZM245 191V190H244ZM246 191H248V187H247V190ZM264 191V190H263ZM14 192V191H13ZM63 192V191H62ZM66 192V191H65ZM229 192V191H228ZM2 193H3V191H2ZM5 193V192H4ZM12 193V192H11ZM17 193H18V190H17ZM25 193H26V190H25ZM25 193H24V195H25ZM39 193V192H38ZM55 193V192H54ZM67 193V192H66ZM93 193V192H92ZM247 193V192H246ZM249 193V192H248ZM20 194V192L18 193V195ZM59 194V193H58ZM64 194V193H63ZM171 194V193H170ZM170 194H169V196H170ZM245 194V193H244ZM13 195V194H12ZM14 195H15V192H14ZM22 195V194H21ZM20 195V196H21ZM27 195V194H26ZM29 195V194H28ZM27 195V196H28ZM53 195V194H52ZM56 195V194H55ZM129 195V194H128ZM172 195V194H171ZM2 196V195H1ZM8 196V195H7ZM60 196V195H59ZM62 196V195H61ZM131 196V195H130ZM134 196H136V195H134ZM10 197V196H9ZM18 197V196H17ZM230 197V196H229ZM10 198H13V197H10ZM19 198V197H18ZM17 198V199H18ZM23 198V199H22ZM22 200L24 201V199L26 198V197H23L22 196ZM66 198V197H65ZM130 198V197H129ZM134 198V197H133ZM27 199V198H26ZM29 199V198H28ZM27 199V200H28ZM31 199V198H30ZM42 199V198H41ZM53 199V198H52ZM67 199V198H66ZM176 199V198H175ZM7 200V199H6ZM20 200V199H19ZM44 200V199H43ZM70 200V199H69ZM129 200V199H128ZM177 200V199H176ZM245 200H247L246 198H245ZM10 201H11V199H10ZM15 201V200H14ZM14 201H13V203H14ZM67 201V200H66ZM135 201V200H134ZM133 201V202H134ZM171 201V200H170ZM174 201L175 200H173V203H174ZM30 202V201H29ZM29 202H27L28 203V206H29ZM37 202H38V199H37ZM47 202H49V201H47ZM51 202H53L52 200L49 202V204L48 205H50V203ZM58 202H60L59 200H58ZM131 202V201H130ZM138 202V201H137ZM179 202V201H178ZM243 202V201H242ZM12 203V204H13ZM15 203H17V202H15ZM14 203V204H15ZM20 204H21V201L19 202ZM44 203V202H43ZM61 203V202H60ZM59 203V204H60ZM67 203V202H66ZM13 204V205H14ZM19 204V205H20ZM32 204L33 203H31L30 202V205H31V207H33L32 206ZM132 204V203H131ZM39 205H40V203H39ZM42 206H43V204H41ZM62 205V204H61ZM176 205V204H175ZM7 206V205H6ZM17 206V205H16ZM65 206V205H64ZM131 206V205H130ZM180 206H183V204L181 205L180 204ZM19 207V206H18ZM24 207V206H23ZM59 207V206H58ZM58 207H57V209H58ZM61 207V206H60ZM177 207V206H176ZM250 207V206H249ZM36 208H37V206H36ZM63 208V207H62ZM16 209H17V207H16ZM38 209V208H37ZM37 209H35V210H37ZM48 209H51V208H48ZM47 209V210H48ZM2 210V209H1ZM13 210H14V208H13ZM177 210V209H176ZM249 210V209H248ZM5 211V210H4ZM6 211H7V208H6ZM5 211V212H6ZM24 211V210H23ZM37 211H39L40 212V210H37ZM36 211V212H37ZM45 211H46V209H45ZM50 211V210H49ZM60 211H61V209H60ZM71 211V210H70ZM173 211V210H172ZM208 211V210H207ZM1 212V211H0ZM34 212V211H33ZM32 212V213H33ZM35 212V213H36ZM57 213L56 214H58V211H56ZM206 212V211H205ZM8 212H6V214H7ZM12 213V212H11ZM10 213V214H11ZM38 213V212H37ZM46 213V212H45ZM48 213V212H47ZM50 213H51V211H50ZM52 213H55L54 212V210L52 209ZM174 213V212H173ZM250 213V212H249ZM13 214V213H12ZM34 214V213H33ZM39 214V213H38ZM44 214V213H43ZM223 214H224V212H223ZM4 215V214H3ZM48 215H49V213H48ZM221 215V214H220ZM14 216V215H13ZM30 216V215H29ZM35 216H36V214H35ZM39 216V215H38ZM44 216H46V214L44 215ZM172 217H174V216H172ZM224 217V216H223ZM26 218V217H25ZM24 217H23V220H24V222L26 221V219H25ZM38 218V217H37ZM51 218V217H50ZM95 218V217H94ZM4 219V218H3ZM9 219H10V217H9ZM20 219V218H19ZM34 219V218H33ZM176 219V218H175ZM206 219V218H205ZM247 219V218H246ZM0 220H2L1 219V217H0ZM14 220H16V218L14 219ZM21 220V219H20ZM44 220V219H43ZM48 220V219H47ZM5 221V220H4ZM3 221V222H4ZM38 221V220H37ZM42 221V220H41ZM210 221V220H209ZM262 224L264 225V217H262ZM2 222V223H3ZM30 222H33V221H30ZM50 222V221H49ZM87 222H89V221H87ZM0 223H1V221H0ZM1 223V224H2ZM21 223V222H20ZM23 223V222H22ZM28 223H29V221H28ZM28 223H26V224H28ZM47 223V222H46ZM59 223V222H58ZM165 223V222H164ZM178 223V222H177ZM5 224V223H4ZM4 224H2L3 225V227H4ZM33 224H35V220H34V223ZM42 224H44V222L42 223ZM158 224V223H157ZM208 224V223H207ZM212 224V223H211ZM2 225H0V228H2L1 226ZM15 225V224H14ZM23 225V224H22ZM63 225H64V222H63ZM159 225V224H158ZM158 225H157V230H158ZM210 224H208V226H209ZM256 225V224H255ZM38 226V225H37ZM44 226H45V224H44ZM53 226V225H52ZM51 226V227H52ZM147 226V225H146ZM5 227H7L6 225H5ZM20 227V226H19ZM19 227H17V228H19ZM22 228L24 227V226H21ZM20 227V228H21ZM25 227H27V225L25 226ZM25 227L23 228V231L22 232H24L26 229H25ZM31 227H32V225H31ZM62 227V226H61ZM60 227V228H61ZM149 227V226H148ZM211 227H213V226H211ZM10 228V227H9ZM34 228V227H33ZM37 228V227H36ZM45 228V227H44ZM146 228V227H145ZM144 228V230H146ZM159 228H161L160 227V225H159ZM167 228V227H166ZM169 228V227H168ZM4 229V228H3ZM25 229V230H24ZM35 229V228H34ZM39 229V228H38ZM42 229V228H41ZM58 229V228H57ZM56 229V230H57ZM62 229V228H61ZM152 229V228H151ZM150 229V230H151ZM153 229H154V227H153ZM192 229V228H191ZM33 230V229H32ZM43 230V229H42ZM156 230V229H155ZM161 230V229H160ZM159 230V231H160ZM243 230V229H242ZM1 231V230H0ZM8 231L9 230H7V233H8ZM15 231H17V230H15ZM34 231V230H33ZM36 231V230H35ZM49 231V230H48ZM62 231V230H61ZM137 231H139V230H137ZM152 231V230H151ZM154 231V230H153ZM159 231H156L157 233L159 232ZM170 231V230H169ZM168 231V232H169ZM3 232V231H2ZM5 232V231H4ZM140 232V231H139ZM148 232V231H147ZM146 232V233H147ZM161 232V231H160ZM167 232V231H166ZM166 232H165V234H166ZM171 232H173V231H171ZM201 232V231H200ZM199 232V234H198V237L200 238V237H203V235H202V233H203V231H202V233H200ZM207 232H208V236H212L213 234V232L209 229V230H207ZM30 233H31V231H30ZM36 233V232H35ZM34 233V234H35ZM50 233H52V232H50ZM144 233V232H143ZM156 233V234H157ZM33 234V233H32ZM55 234H56V231H55ZM151 234V233H150ZM155 234V233H154ZM159 234V233H158ZM242 234H243V232H242ZM3 235V234H2ZM30 236V234H28L27 233V236ZM49 234H47V236H48ZM148 235V234H147ZM168 235V234H167ZM216 235V234H215ZM8 236H9V234H8ZM13 236V235H12ZM23 236V235H22ZM46 236V237H47ZM156 236H159V235H156ZM246 236V235H245ZM3 237V236H2ZM4 237H6V236H4ZM17 237V236H16ZM40 237V236H39ZM42 237V236H41ZM141 237V236H140ZM160 237V236H159ZM166 237V236H165ZM167 237H169V235L167 236ZM172 237V236H171ZM9 238V237H8ZM27 238H29V237H27ZM145 238V237H144ZM18 239H19V237H18ZM146 239V238H145ZM163 239V238H162ZM168 239V238H167ZM5 240V238L4 239H2V240H0V243L1 242H3ZM14 240H15V238H14ZM20 240H22V239H20ZM20 240H16V241H19V242H23V240L22 241H20ZM33 240V239H32ZM44 240H46V239H44ZM54 240V239H53ZM148 240V239H147ZM154 240V239H153ZM201 240H202V238H201ZM47 241V240H46ZM149 241V240H148ZM212 241V240H211ZM5 242V241H4ZM15 242V241H14ZM26 242H28V241H26ZM35 242V241H34ZM54 242V241H53ZM60 242V241H59ZM139 242V240L137 241V243ZM157 242V241H156ZM203 242V241H202ZM16 243V242H15ZM18 243V242H17ZM16 243V244H17ZM36 243V242H35ZM133 243V242H132ZM136 243V242H135ZM150 243V242H149ZM176 243V242H175ZM3 244V243H2ZM14 244V243H13ZM12 244V245H13ZM19 244V243H18ZM42 244V243H41ZM46 244V243H45ZM65 244V243H64ZM139 244V243H138ZM147 244V243H146ZM154 244V243H153ZM171 244V243H170ZM187 244V243H186ZM5 245V244H4ZM10 245V244H9ZM21 245V243L19 244V245H16V246H20ZM27 245H29V244H27ZM33 245V244H32ZM31 245V246H32ZM35 245V244H34ZM37 245V244H36ZM43 245V244H42ZM142 245V244H141ZM154 245H156V243L154 244ZM154 245H152V246H154ZM177 245V244H176ZM2 246V245H1ZM1 246H0V248H1ZM50 246V245H49ZM48 246V247H49ZM64 246V245H63ZM68 246V245H67ZM151 246V245H150ZM149 246V247H150ZM152 246H151V248H152ZM6 247V246H5ZM26 247V246H25ZM24 247V248H25ZM34 246H32V248H33ZM36 247V246H35ZM145 247V246H144ZM155 247V246H154ZM13 248H14V246H13ZM23 248V247H22ZM27 248V247H26ZM155 248H157V247H155ZM174 248V247H173ZM193 248V247H192ZM195 248V247H194ZM136 249V248H135ZM134 249V250H135ZM163 249V248H162ZM14 251V249H11V251ZM36 250H37V248H36ZM57 250V249H56ZM61 250V249H60ZM62 250H63V248H62ZM85 250V249H84ZM147 250V249H146ZM153 250V249H152ZM193 250V249H192ZM195 250V249H194ZM1 251V250H0ZM5 251L6 250H4V252L3 253H5ZM10 251V249L8 250V252ZM27 251H29V250H27ZM32 251V250H31ZM50 251V250H49ZM48 251V252H49ZM58 251H59V249H58ZM57 251V252H58ZM149 251V250H148ZM156 251H158V250H156ZM26 252V251H25ZM24 252V253H25ZM132 252V251H131ZM167 252V251H166ZM169 252V251H168ZM206 252V251H205ZM1 254L0 255V262L4 259V254ZM32 253V252H31ZM63 253H64V251H63ZM135 253V252H134ZM133 253V254H134ZM136 253H137V251H136ZM139 253V252H138ZM149 253V252H148ZM154 253V252H153ZM170 253V252H169ZM8 254V253H7ZM39 254V253H38ZM44 254V253H43ZM88 254H89V251H88ZM142 254V253H141ZM167 254V253H166ZM16 255V254H15ZM53 255H54V253H53ZM60 255H62V253L60 254ZM64 255V254H63ZM135 255V254H134ZM152 255V254H151ZM156 255H157V253H156ZM163 255H165V254H163ZM208 255V254H207ZM32 256V255H31ZM39 256V255H38ZM166 256H168V255H166ZM12 257H13V255H12ZM19 257H20V254H19ZM19 257H18V259H19ZM25 257H26V255H25ZM33 257H35V256H33ZM37 257V256H36ZM51 257H53V256H51ZM83 257V256H82ZM142 257V256H141ZM54 258V257H53ZM136 258V257H135ZM140 258V257H139ZM167 258V257H166ZM182 258V257H181ZM232 258V257H231ZM14 259V258H13ZM17 259V260H18ZM128 259V258H127ZM157 260L158 259H160V258H156ZM156 259L154 260V261H156ZM171 259V258H170ZM208 259H209V257H208ZM22 260V259H21ZM65 260V259H64ZM110 260V259H109ZM139 261H140V259H138ZM149 260V259H148ZM14 261V260H13ZM171 261V260H170ZM8 262V261H7ZM17 262V261H16ZM18 262H19V260H18ZM25 262V261H24ZM166 262V261H165ZM211 262V261H210ZM3 263H4V261H3ZM15 263V262H14ZM22 262H20V264H21ZM140 263H142V262H140ZM157 263V262H156ZM26 264V263H25ZM47 264V263H46ZM52 264V263H51ZM177 264V263H176ZM211 264H212V262H211Z\"/></svg>","mask_w":264,"mask_h":264}]
</instances>
